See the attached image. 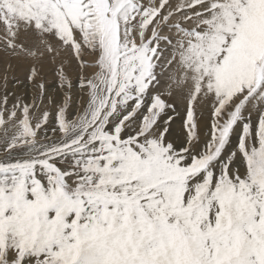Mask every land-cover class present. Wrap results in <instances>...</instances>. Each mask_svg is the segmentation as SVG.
I'll return each instance as SVG.
<instances>
[{"label": "snow or ice", "instance_id": "6c2138e0", "mask_svg": "<svg viewBox=\"0 0 264 264\" xmlns=\"http://www.w3.org/2000/svg\"><path fill=\"white\" fill-rule=\"evenodd\" d=\"M81 8L102 65L92 0ZM261 8L207 5V31L181 48L198 80L185 111L156 93L154 76L134 74L116 93L124 111L0 156V264H264V56L259 80L236 75L250 67L240 46ZM204 44L206 63L195 55Z\"/></svg>", "mask_w": 264, "mask_h": 264}, {"label": "rangeland", "instance_id": "374dc122", "mask_svg": "<svg viewBox=\"0 0 264 264\" xmlns=\"http://www.w3.org/2000/svg\"><path fill=\"white\" fill-rule=\"evenodd\" d=\"M213 2L221 0H111L116 12L109 17V0H92L102 34L96 44L106 50L101 65L81 35L89 27L81 23V0H0V156H21L22 145L71 138L87 130L93 115L124 111L116 93L134 74L154 76L156 93L185 111L197 96L198 80L195 61L182 57L181 48L187 52L197 30L207 31L204 22L211 17L205 10ZM124 6L129 11L119 16ZM248 31L252 38H245L240 54L250 67L236 75L259 80L255 59L264 56V8ZM208 47L196 59L203 53L206 63ZM205 99H194L198 113Z\"/></svg>", "mask_w": 264, "mask_h": 264}]
</instances>
